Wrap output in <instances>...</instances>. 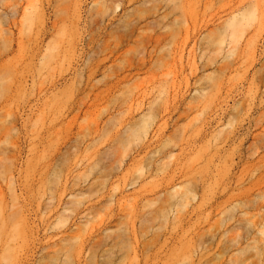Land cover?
Wrapping results in <instances>:
<instances>
[{"label":"rangeland","instance_id":"obj_1","mask_svg":"<svg viewBox=\"0 0 264 264\" xmlns=\"http://www.w3.org/2000/svg\"><path fill=\"white\" fill-rule=\"evenodd\" d=\"M0 264H264V0H0Z\"/></svg>","mask_w":264,"mask_h":264}]
</instances>
